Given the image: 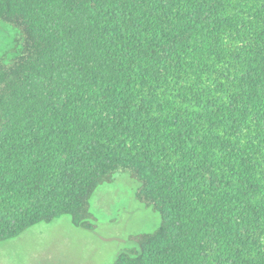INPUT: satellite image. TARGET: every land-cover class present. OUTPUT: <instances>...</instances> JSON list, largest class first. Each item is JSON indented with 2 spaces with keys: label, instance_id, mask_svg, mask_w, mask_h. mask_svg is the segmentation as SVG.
<instances>
[{
  "label": "trees",
  "instance_id": "1",
  "mask_svg": "<svg viewBox=\"0 0 264 264\" xmlns=\"http://www.w3.org/2000/svg\"><path fill=\"white\" fill-rule=\"evenodd\" d=\"M0 20V243L93 230L129 173L162 222L113 264H264V0H0Z\"/></svg>",
  "mask_w": 264,
  "mask_h": 264
},
{
  "label": "rangeland",
  "instance_id": "2",
  "mask_svg": "<svg viewBox=\"0 0 264 264\" xmlns=\"http://www.w3.org/2000/svg\"><path fill=\"white\" fill-rule=\"evenodd\" d=\"M17 29L0 20V56L11 50ZM12 55V54H10ZM139 183L118 173L91 199L93 230L77 228L70 216L39 223L20 236L0 243V264H113L139 238L154 233L160 214L137 200Z\"/></svg>",
  "mask_w": 264,
  "mask_h": 264
}]
</instances>
